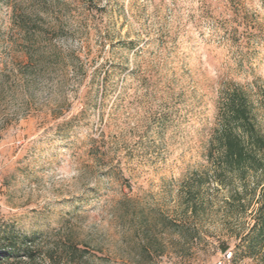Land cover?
Listing matches in <instances>:
<instances>
[{
	"label": "rangeland",
	"instance_id": "obj_1",
	"mask_svg": "<svg viewBox=\"0 0 264 264\" xmlns=\"http://www.w3.org/2000/svg\"><path fill=\"white\" fill-rule=\"evenodd\" d=\"M230 81L264 133V0H0V249L264 264L244 240L264 179L238 201L205 157Z\"/></svg>",
	"mask_w": 264,
	"mask_h": 264
},
{
	"label": "trees",
	"instance_id": "obj_2",
	"mask_svg": "<svg viewBox=\"0 0 264 264\" xmlns=\"http://www.w3.org/2000/svg\"><path fill=\"white\" fill-rule=\"evenodd\" d=\"M27 20L29 19L20 17L18 21L28 35ZM25 41L29 45L30 37ZM260 95L259 103H262L264 114V90ZM255 108L247 90L239 84L227 82L220 90L215 126L207 142L205 157L211 168L212 181L226 188L230 192V198L237 197L238 201L240 193L248 192L252 185L249 189L251 192L264 179V133L257 126ZM225 203L228 202L225 200ZM202 207L203 203L197 205L194 200L187 201L186 209L190 214H197V210ZM165 221L178 228L175 222L167 218ZM244 237L253 251L256 245L264 243V186L261 187L260 205L252 230ZM17 251L13 252L11 248L0 249V264H28L29 261H34L28 248L23 249V256L12 260Z\"/></svg>",
	"mask_w": 264,
	"mask_h": 264
},
{
	"label": "built area",
	"instance_id": "obj_3",
	"mask_svg": "<svg viewBox=\"0 0 264 264\" xmlns=\"http://www.w3.org/2000/svg\"><path fill=\"white\" fill-rule=\"evenodd\" d=\"M232 256L229 251H224L220 254V257L214 262V264H231Z\"/></svg>",
	"mask_w": 264,
	"mask_h": 264
}]
</instances>
